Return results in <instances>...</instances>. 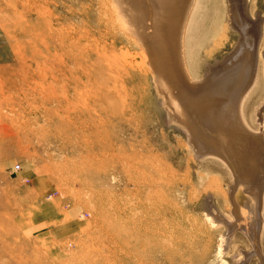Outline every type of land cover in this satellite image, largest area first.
Returning <instances> with one entry per match:
<instances>
[{"label":"rangeland","instance_id":"374dc122","mask_svg":"<svg viewBox=\"0 0 264 264\" xmlns=\"http://www.w3.org/2000/svg\"><path fill=\"white\" fill-rule=\"evenodd\" d=\"M244 2L261 58L239 116L262 134L264 0ZM116 3L0 0V201L12 213L33 198L54 204L60 238L43 245L57 251L52 264H216L227 228L210 222L209 204L232 217L235 172L191 145ZM232 16L230 0L195 1L184 36L193 81L236 49ZM261 205L264 219V194ZM250 237L236 232L220 258L238 264ZM259 243L248 264L264 259V220Z\"/></svg>","mask_w":264,"mask_h":264},{"label":"bare ground","instance_id":"6f19581e","mask_svg":"<svg viewBox=\"0 0 264 264\" xmlns=\"http://www.w3.org/2000/svg\"><path fill=\"white\" fill-rule=\"evenodd\" d=\"M195 1L116 0V4L119 5L122 19L147 51L152 69L164 84L161 87L155 80L158 89L168 102L172 99L182 118L181 123L189 130L187 136L191 145L195 144V150L199 153L223 154V161L235 172L238 185L233 187L230 198L232 217L223 216L211 203L208 218L210 222L223 224L227 228L220 239L216 264H230L220 257L239 230L248 237L249 234L255 236V239L250 237L254 248L240 250L241 255L237 257L238 264H248L254 255H259L258 248L260 250L261 246L258 244L264 220L261 215L264 128L262 134L247 131L239 112L241 101L255 80V71L261 58L257 53L260 43L259 22L251 20L244 0H230L232 25L240 32L241 38L236 49L223 62L209 66L208 80L200 84L201 81L197 83L189 77L184 61V36ZM175 110H169L170 120L176 119ZM260 112L264 127V108ZM225 133L229 142L223 137ZM224 140L226 147L229 145L227 148L221 145ZM257 197L260 209L255 207ZM261 260L264 264V259Z\"/></svg>","mask_w":264,"mask_h":264},{"label":"crops","instance_id":"0c3cea01","mask_svg":"<svg viewBox=\"0 0 264 264\" xmlns=\"http://www.w3.org/2000/svg\"><path fill=\"white\" fill-rule=\"evenodd\" d=\"M38 195L37 188L23 189ZM39 196V195H38ZM20 203L21 201H17ZM27 207V200L24 201ZM32 208L27 212L20 210L12 213L4 211L5 205L0 201V264H52L57 262L52 255L55 249L44 252L43 245L51 247L58 241L59 229L55 227L58 216L54 204L45 200H29ZM20 205V204H18ZM7 210V208H6ZM13 217L4 221L6 214ZM1 220V219H0Z\"/></svg>","mask_w":264,"mask_h":264},{"label":"built area","instance_id":"2783aa9c","mask_svg":"<svg viewBox=\"0 0 264 264\" xmlns=\"http://www.w3.org/2000/svg\"><path fill=\"white\" fill-rule=\"evenodd\" d=\"M19 168V166H17Z\"/></svg>","mask_w":264,"mask_h":264}]
</instances>
